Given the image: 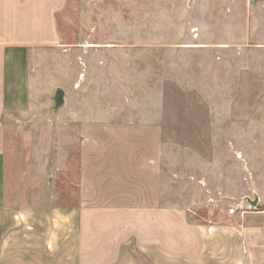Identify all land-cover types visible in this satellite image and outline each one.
Instances as JSON below:
<instances>
[{
	"label": "rangeland",
	"instance_id": "374dc122",
	"mask_svg": "<svg viewBox=\"0 0 264 264\" xmlns=\"http://www.w3.org/2000/svg\"><path fill=\"white\" fill-rule=\"evenodd\" d=\"M57 26L63 44L32 52L25 110L6 119L25 200L75 201L78 117L153 122L169 201L264 241V0H68Z\"/></svg>",
	"mask_w": 264,
	"mask_h": 264
},
{
	"label": "crops",
	"instance_id": "0c3cea01",
	"mask_svg": "<svg viewBox=\"0 0 264 264\" xmlns=\"http://www.w3.org/2000/svg\"><path fill=\"white\" fill-rule=\"evenodd\" d=\"M67 2L0 0V264H264V241L244 224L192 219L169 201L158 123L78 117L75 201L25 200L30 181L19 192L5 163L6 119L25 110L32 52L63 44Z\"/></svg>",
	"mask_w": 264,
	"mask_h": 264
},
{
	"label": "water",
	"instance_id": "95a60500",
	"mask_svg": "<svg viewBox=\"0 0 264 264\" xmlns=\"http://www.w3.org/2000/svg\"><path fill=\"white\" fill-rule=\"evenodd\" d=\"M62 101H63V92L61 89H57L54 96V103L56 106H59L62 104ZM256 202H257L256 200L252 202V206H255Z\"/></svg>",
	"mask_w": 264,
	"mask_h": 264
}]
</instances>
